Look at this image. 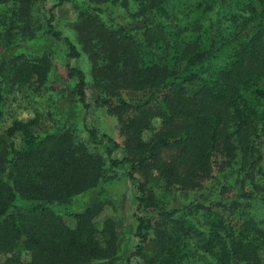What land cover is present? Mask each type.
Masks as SVG:
<instances>
[{"label": "trees", "instance_id": "obj_1", "mask_svg": "<svg viewBox=\"0 0 264 264\" xmlns=\"http://www.w3.org/2000/svg\"><path fill=\"white\" fill-rule=\"evenodd\" d=\"M65 1L76 40L55 25ZM38 2L0 0L11 7L0 8V120L10 93L47 82L50 54L25 50L52 38L86 141L73 124L51 131L38 116L0 131V264H184L189 239L211 260L200 264H264V0ZM95 106L121 142L88 122ZM153 170L188 198L139 214L156 204ZM112 180L134 190L124 258L116 222L101 216L107 204L66 207Z\"/></svg>", "mask_w": 264, "mask_h": 264}, {"label": "rangeland", "instance_id": "obj_2", "mask_svg": "<svg viewBox=\"0 0 264 264\" xmlns=\"http://www.w3.org/2000/svg\"><path fill=\"white\" fill-rule=\"evenodd\" d=\"M82 1V0H78ZM45 3L49 6L51 0H39L38 5ZM2 11L11 9L9 5H2ZM55 25L65 34H68L73 40H76L74 32L68 26V22L75 18V12L71 2L65 1L54 10ZM40 54L48 52L52 58V65L48 75L47 82L35 88V84H26L8 95V100L3 107V117L0 120V131H4L13 121L18 120L26 122L35 116L41 119L42 128L49 130H59L64 125L73 124L77 128L78 136L86 141L85 133L82 130L83 112L80 106L75 103L72 97V84L67 80V70L65 67V49L52 38L31 41L29 48L25 50ZM87 76L90 75L91 63L86 56H82L78 63ZM91 86V85H90ZM93 88V87H90ZM91 94V92H90ZM93 96L89 98L93 101ZM88 122L93 123L99 130L112 135L117 141L121 142L116 122L113 117L105 114L100 107H92L88 115ZM147 137V136H146ZM120 151L116 155H120ZM147 187L151 188L155 194V205L142 206L137 210L139 214H150L159 208L178 207L185 202L187 196H176L171 186L162 178L157 177L153 170L149 177ZM212 195H207L206 200L213 199ZM107 204L102 210V217H109L116 222L118 228V254L126 257L132 248L135 238L132 236L135 228L134 210V190L126 181L112 180L97 186V188L84 191L76 195L68 205L67 210L80 211L86 207H92L97 203ZM258 210L259 208H254ZM58 215L64 222L74 225V219L67 214L62 207L58 208ZM101 225H98V230ZM190 254L184 264H200L201 261L209 262V256L202 252L195 240L186 241ZM151 247L148 248L150 250ZM5 258V254L0 253V262ZM211 261V260H210ZM121 263L120 261H118Z\"/></svg>", "mask_w": 264, "mask_h": 264}]
</instances>
